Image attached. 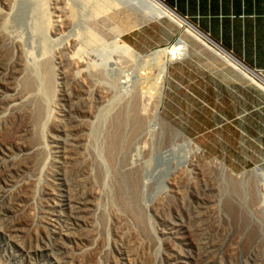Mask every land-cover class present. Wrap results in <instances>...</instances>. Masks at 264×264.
<instances>
[{
	"label": "rangeland",
	"instance_id": "1",
	"mask_svg": "<svg viewBox=\"0 0 264 264\" xmlns=\"http://www.w3.org/2000/svg\"><path fill=\"white\" fill-rule=\"evenodd\" d=\"M3 2L0 0V7L6 8ZM97 3L103 4L106 10L103 7V10L95 13ZM147 7L145 0H11V8L6 11L10 15L2 21L0 27V31L3 30V34L8 36L5 42L9 50L7 56L0 53V72H3L0 75V93L6 97L10 94L7 86L21 84L9 80L19 70L20 61H25L36 72L37 67L44 62V51L47 52L49 60L45 66L50 72L53 92L51 98L45 100L48 120L40 128L37 137L44 150L42 155L48 158L47 165L53 174L49 177L39 176V182L50 181L55 192L54 201L59 205L71 195L67 189L68 183L76 184L78 181L93 184L94 178L87 172L92 167L90 156L94 154L99 157L101 154L103 137L107 135L112 121L119 116L129 128L133 113L141 111V116H144L141 107L145 103V118L140 131L146 130L145 134L150 140L145 144L139 137L135 138L132 154L145 164L144 174L150 184L145 189L143 202L146 222L154 241L152 264H167V256H171L173 264H204L198 261L196 251L208 240L215 245L212 254L216 259L215 264H256L255 257L248 255L245 242L247 231L238 225L228 209L230 201L227 200L233 199V196L237 205L242 201L246 207H242V202L238 206L241 218L249 217L256 225L261 222L260 226L264 229V177L256 178L252 173L257 167L264 170V164L255 163L258 158L252 150L231 147L229 126H221L222 119L216 117L213 109L208 106L214 107L213 101L205 105L199 101L167 98L169 61L165 74L164 48L141 52L127 41L137 38L155 44L166 35L159 30L145 33L137 31V28L151 20L164 17ZM61 9L73 10L75 19L73 25L55 33V26L49 23L50 17H53L55 10ZM185 27L193 31L187 25H183V31ZM59 51L67 56L75 55L80 64H84L83 68L73 67L69 71V76L78 80L77 85L83 92L78 99H70L63 92V88L70 92L72 86L69 77L61 78L56 71L54 56ZM82 71L88 72L87 80L82 79ZM102 89L107 90L109 96L102 95L99 92ZM158 107L165 120L182 130L194 142L188 143L181 136L171 133L156 118ZM82 110L87 113L82 114ZM4 116L8 117V114ZM55 119L58 120L57 125L50 126ZM22 122L21 118H12L0 126V186L4 188L6 183L16 177L10 174L12 165L18 167L23 164L22 160H16L11 165L4 154L9 155L11 152V156L20 159V147H25L19 135ZM81 125L82 137L76 140L71 128L76 126L78 129ZM69 145L76 158L71 169L77 171V179L71 176L68 178L66 174V151ZM150 148L152 152L149 155L147 150ZM177 174L183 176L178 189L174 188V180L171 181ZM237 180L241 185L239 189L235 187ZM39 192V189L35 190L36 198L32 201L39 214L35 219L39 231L36 228L32 238L34 242L35 238H39L38 245L51 246L57 240L63 241L56 232L62 225L61 217L67 212L59 208L56 211L58 217L52 219L53 223H48L46 220L52 216L43 211L47 206L41 200L46 197ZM106 192L104 189L102 198L95 201L92 215L99 220L95 224L100 226L105 246L109 248L111 244L108 240L114 236L106 222L109 206L112 205V201L108 204ZM25 218L28 216L23 215L16 220ZM79 225L83 226L82 223ZM83 229L91 233L89 238L95 237L91 227ZM19 241L27 247L32 243V239L25 235H21ZM63 243L69 258L77 259V264H82L80 261L83 256L90 259L93 255L99 261L98 264L109 263L101 254L98 256L90 253L88 249L80 251L83 245L77 242ZM131 244L127 242L125 245ZM18 249L14 244L3 243L0 237L1 263L10 264V252L17 253ZM114 252L116 260L113 258L112 264H125L123 248ZM132 253V258L137 260L135 264H140L145 254L137 249L132 250ZM29 259L31 262L26 264H51L44 253Z\"/></svg>",
	"mask_w": 264,
	"mask_h": 264
},
{
	"label": "bare ground",
	"instance_id": "2",
	"mask_svg": "<svg viewBox=\"0 0 264 264\" xmlns=\"http://www.w3.org/2000/svg\"><path fill=\"white\" fill-rule=\"evenodd\" d=\"M4 2L6 4V8L0 7V27L1 24H3L2 21L6 20L7 16L10 15L6 11L11 8V0H4ZM112 4L113 3H110V5ZM145 4L148 6L147 8L155 11V14L168 16L179 25H187L192 30L194 29L189 22L160 0H145ZM103 7V4L99 5L97 3L94 12L96 13L97 10H103ZM105 10L106 8L104 11ZM74 19L73 10L66 11L65 9H61L55 10L53 17H50L49 23L50 26L52 24L55 26L54 29L56 33L57 30H62L73 25ZM2 31H0V53L7 56L9 55V50L7 43L5 42V37L8 36L3 34ZM193 33L195 34V32ZM186 50L187 45L181 39L178 41L177 46H172L170 49L164 48L167 59L170 58V53L172 54V57H178L185 53ZM225 56L228 60L237 64V62L229 55L225 54ZM48 60L47 52L44 51V62L42 65L38 67L36 66V72L33 71V68H31L25 61H20L19 70L12 74L9 80H16L21 84L19 86H16L17 84L7 86L10 94L6 95V97L0 93V113L4 112L0 116V126L4 122L10 121L12 118L23 119L19 135L25 146L20 147V159L11 156V152L9 155L4 153L7 155L8 162L10 164H15L16 160L23 161V164L18 167L11 164L12 170L10 174H12L11 176L16 175V177L13 178L11 182L6 183L5 188L4 186H0V237L3 240V243H6L7 245L14 244L15 247L19 248V252L17 253L10 252V264L29 263L31 262L29 259L30 257L39 256L41 253L47 255L51 264H77L75 262L77 259L69 258L67 252L65 251L63 241L70 243L77 242L78 245H83L80 251L84 252L88 249L90 253L93 252L94 254H98V256L99 254L105 256L107 258V262H109L107 264H112L113 258L116 260V257H113L115 254L114 251H118L121 248H123L122 257H125V264H135L137 260L132 258V250L135 251V249L145 254L144 259L140 264H152L151 253L154 247V241L149 230L148 222H146V208L143 202L145 201V189L146 187L149 188L150 184L146 181L144 174L145 164H142L139 159L134 158L132 154V143L135 138L139 137V140H142L145 144L148 140H150V137L145 134L146 130L140 131L143 127L142 121L145 118V103H142L141 107L144 116H141V111L133 113L129 128L119 116L112 121L111 127L109 126L110 129L106 133L107 135L103 137L102 151L99 155L100 159L94 154H91L90 156L92 167L87 172L89 175L93 176V184L80 183L78 181L76 184L68 183L67 189L69 190L68 192L71 193L70 197L67 200L62 201V205L56 204L54 201V188L50 181L46 180L44 183H41V181L39 182V176L49 177L53 174V170L49 168V165H47L48 158H45L42 155L44 150L43 147H41L40 138L37 137L40 128L43 124H45V122L47 123L48 120L45 100L49 99L53 92L51 88L52 80L49 75L50 72H48L45 66ZM54 60L57 64L56 71L60 73L61 78L66 79V77H69V84L73 89L69 92L63 88V92H65L70 99H78L83 92L77 85L78 80L75 77L73 78L72 76H69V71L73 67L78 69L83 68L84 64L81 65L75 55L67 56L63 51H59L54 56ZM237 66L239 67V65ZM166 72L167 69L165 66V74ZM0 73V75L3 74V72ZM35 73L37 74L35 75ZM81 76L82 79L85 80L89 78L88 72L82 71ZM58 85L60 86V83H58ZM99 92L104 96L108 95L107 90L105 91L102 89L99 90ZM5 113L8 114V117L4 116ZM86 113L82 110V114ZM57 123L58 120L55 119L51 122L50 126L54 127L53 125H57ZM127 124L129 125V122ZM82 127L83 126L81 125L78 129L76 126L71 128V132L75 135L76 140H79L82 137ZM70 145L66 151V162L68 164L66 174L68 178L71 176V178L75 179L77 171H72L71 165L76 158ZM145 149L147 148L145 147ZM6 151H8V149H6ZM147 151V154L149 155L152 152L151 148ZM148 165L152 166V164ZM253 173L256 178H258L257 176L260 174L264 175V171L258 173L253 170ZM181 178H183V176L181 174H177L175 178L171 180H174V188H179L178 186L180 184V180H182ZM236 182L237 184L235 183V187L239 189L241 185L238 180ZM38 189L40 191V195L46 197V199L44 198V200H41L43 205L47 206L46 210L43 211H46V215L52 216L49 217L50 219L48 218V220L45 219L48 223L51 222L54 217H58V213H56V211L59 210V208H63L67 212L63 218L61 217L62 225L59 226L60 228L58 229V232H56L58 237L63 241H55L51 245L54 248H51V246L46 244L43 246L38 245L37 242L40 241L39 238H35V242L33 240L35 229L37 228L36 230L39 231V227H37L35 223V219L37 220V216L39 214L36 207L32 204V201L36 198L34 194L38 193H35V190L38 191ZM104 189L107 191L106 197H108V200H106L108 201V204L112 201V205H110L108 209V219H106L109 230L110 232H113L114 236L111 240H108L111 244V247H109L110 249L105 246L100 226H96L95 224V222L99 220L92 215V209L96 206L95 201L102 198ZM232 198L233 199L231 200H227L230 201L228 203V209L232 215H234L238 225L241 226L243 230L247 231V235H245V242L248 249V255L255 257L256 264H264V229L260 226L261 222L256 225L252 223V220L249 219V217L245 219L241 218L238 206L242 201L240 204L238 203L239 205H237L233 196ZM242 207L245 208L246 205L243 204ZM23 215L28 216V218L21 220L18 219V221L16 220ZM81 223L83 226L79 225ZM86 226L91 227L94 230L95 237L89 238L91 233L89 234L86 229H83ZM131 226H133V228H131ZM86 234L88 238L86 237ZM21 235H25L26 237L32 239V243L29 247L20 243L19 239ZM127 242H131L132 244L126 246L125 244ZM174 248L175 247H173V250ZM214 250L215 245L210 240L203 243L202 246L200 245L199 250L196 251L198 261H202L204 264H215L216 259H214L215 257H212ZM110 254H112V257H110ZM97 261L93 255L90 259L83 256V259L80 262H82V264H98L99 261ZM166 261L167 264H173L171 256H167ZM0 264H2L1 261ZM137 264H139V262H137Z\"/></svg>",
	"mask_w": 264,
	"mask_h": 264
},
{
	"label": "crops",
	"instance_id": "3",
	"mask_svg": "<svg viewBox=\"0 0 264 264\" xmlns=\"http://www.w3.org/2000/svg\"><path fill=\"white\" fill-rule=\"evenodd\" d=\"M160 1L189 22L195 34L164 16L137 28L165 32L160 42L127 41L146 52L170 49L182 39L186 54L170 53L168 59L167 98L213 101L214 107L208 106L222 119L221 126H229L231 147L252 150L255 163L264 164V0Z\"/></svg>",
	"mask_w": 264,
	"mask_h": 264
},
{
	"label": "water",
	"instance_id": "4",
	"mask_svg": "<svg viewBox=\"0 0 264 264\" xmlns=\"http://www.w3.org/2000/svg\"><path fill=\"white\" fill-rule=\"evenodd\" d=\"M166 58V68H167V56L165 57ZM157 119H160L159 121H161L162 123H164V125L166 126V128L171 132V133H174L178 136H181L182 138H184L188 143H193V139L191 137H189L188 135H186L182 130H180L178 127H176L175 125H173L172 123L168 122L167 120H165L159 113V107L157 109V116H156ZM199 147V146H197ZM200 148V147H199ZM258 169L254 168L253 170H255L256 172L258 173H261L262 171H264L262 168H259L257 167ZM253 170H252V173H253ZM258 170V171H257ZM261 177H264V175H259Z\"/></svg>",
	"mask_w": 264,
	"mask_h": 264
}]
</instances>
